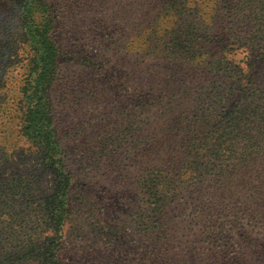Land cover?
I'll return each instance as SVG.
<instances>
[{"label": "trees", "instance_id": "1", "mask_svg": "<svg viewBox=\"0 0 264 264\" xmlns=\"http://www.w3.org/2000/svg\"><path fill=\"white\" fill-rule=\"evenodd\" d=\"M57 4L58 0H5L0 5V14L8 21L0 26L4 29L0 37L7 35L11 41L16 35L25 50L18 61L21 76L11 78V54L17 56V46H0V171L10 162L17 140L11 130H16L17 138L42 150V166L52 176L41 197L34 194L35 179L18 175L0 182V264H65L64 230L78 178L69 163L55 107L64 53L62 31L69 20L65 8ZM185 4L186 14H200L191 19L186 34L221 36L224 32L237 45L252 49L249 67L263 56L264 0H213L211 11H205L202 1ZM214 58L210 61L214 66L225 64L220 51ZM180 73L187 84L189 74L183 69ZM249 75V71L224 73L208 97L185 86L177 106L170 105L161 117L152 112L160 103L154 101L148 86L149 105L142 109L155 118L148 121L145 135L135 130L131 152L135 169L142 171L134 191L144 194L150 209L146 225L152 233L153 251L146 253V264L264 261V72L259 70L254 78ZM147 78L151 84L161 81L158 71ZM250 80L252 92L248 94L240 87ZM13 83L20 86L19 95ZM211 170L216 171L212 177ZM194 183L201 185L194 192L205 197L198 205L199 222L177 221L173 211L179 201L171 196H182ZM117 191L133 193L126 179ZM16 194L28 199L24 216L11 213L19 204ZM28 219L33 224L29 231ZM10 239L20 243L15 252L7 248Z\"/></svg>", "mask_w": 264, "mask_h": 264}, {"label": "rangeland", "instance_id": "2", "mask_svg": "<svg viewBox=\"0 0 264 264\" xmlns=\"http://www.w3.org/2000/svg\"><path fill=\"white\" fill-rule=\"evenodd\" d=\"M186 1L187 5L202 1L205 11H211L213 2L58 0L57 5L65 8L69 20L62 31L64 53L54 91L55 107L70 153L69 163L78 178L72 213L64 230L65 264H146V253L153 251L152 233L146 225L150 215L147 198L134 191L142 171L135 169L131 155L135 150V130L145 135L149 131L148 121L155 118L146 112V100L151 97L147 94L148 86L153 89L154 101L160 103L152 107V112L161 117L170 105L177 106L185 86L208 97L214 85L221 83L224 73L249 71V77L254 78L259 70L264 72V54L249 67L252 49L237 45L224 32L221 36L186 34L191 19L200 17L186 14ZM3 18L4 14H0V26L8 22ZM3 31L0 28L2 35ZM6 36L0 37V46H17V56L11 54L14 63L9 76L19 78L23 69L18 61L25 50L16 42V35L11 41ZM219 51L225 64L214 66L210 61H215ZM182 69L190 76L187 84L182 81ZM153 71L160 73L161 81L147 83ZM12 85L19 95L20 86ZM240 88L250 94L251 80ZM142 105L147 106L142 109ZM130 114L138 117L132 120ZM11 131L17 140L10 162L0 171V182L18 175L35 179L34 194L41 197L52 180L51 173L42 166V150L17 138L16 130ZM215 172L211 170L210 176ZM125 179L133 191L130 195L117 191L118 184ZM195 189H201V185L194 183L182 196H171L179 201V207L173 211L175 220L199 222L198 205L205 197L201 199V193L196 194ZM16 196L19 204L11 213L24 216L28 199L22 194ZM30 210L36 213L31 207ZM27 223L29 231L33 224L29 219ZM19 244L10 239L7 248L15 252Z\"/></svg>", "mask_w": 264, "mask_h": 264}]
</instances>
